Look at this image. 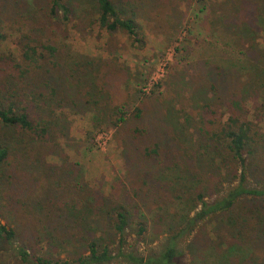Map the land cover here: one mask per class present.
Returning a JSON list of instances; mask_svg holds the SVG:
<instances>
[{
	"label": "trees",
	"instance_id": "trees-1",
	"mask_svg": "<svg viewBox=\"0 0 264 264\" xmlns=\"http://www.w3.org/2000/svg\"><path fill=\"white\" fill-rule=\"evenodd\" d=\"M232 1L225 0V4ZM93 2V24L109 35L121 31L135 44L145 45L143 25L134 18L136 6L130 4L132 13H128L117 0ZM45 7L48 18H71L73 9L66 0H48ZM228 9L231 12L227 15L215 12L207 16L201 7L197 14L201 26L208 24L213 38L224 40L231 51L214 47L211 54L206 50L201 54L209 57L204 60L208 66L210 58L221 60L212 68L208 86L211 97L203 106L205 119L195 130V156L208 155L213 162L206 172L207 162L198 160L194 168L186 165L183 175L170 180L167 191L173 193L170 198L175 197L180 210L171 213V222L164 221L161 247L140 253L129 245L127 237L134 221L129 206L85 183L72 164L65 169L59 166L58 173L51 168L35 170L31 184H27L28 195L9 196L11 218L17 220L21 214L17 203L25 204L22 198L28 201L31 215L20 226L7 216V225L1 224L0 253L10 246L20 264H264V0H246L241 7L234 4ZM2 36L0 32V40ZM23 36L28 42L20 46L19 56L10 51L5 58L12 59L10 74L18 75L15 87L6 81L12 94L0 99V119L5 124L45 142L50 135L49 113L65 110V103L77 107L79 101L92 105L94 128L119 127L118 133L128 130L126 123L131 122L133 133L151 136L146 121L158 112L156 106L152 108L158 88L145 91L138 79L140 73L134 77L135 85L141 86L136 91L137 101L134 108L125 111V104L112 105L108 95L114 88L121 91L130 87L129 69L125 71L113 60L97 56L66 58L57 45ZM33 102L37 106L34 109ZM167 117L173 119L170 109ZM172 125L178 128L176 123ZM175 134V139L185 143L180 132ZM175 139L165 142L164 138L162 143L172 146ZM161 144L154 141L145 146L146 162H155ZM9 155V148L0 146V164L7 162ZM167 166L158 168V180L170 178L169 172L177 163ZM185 174V183L180 182ZM193 177L200 183L190 187ZM142 183L147 181L142 179ZM2 202L0 199V221L8 211ZM138 224L135 230L141 236L147 227L143 220ZM53 237H72V251L65 257L46 253L45 244Z\"/></svg>",
	"mask_w": 264,
	"mask_h": 264
},
{
	"label": "rangeland",
	"instance_id": "rangeland-1",
	"mask_svg": "<svg viewBox=\"0 0 264 264\" xmlns=\"http://www.w3.org/2000/svg\"><path fill=\"white\" fill-rule=\"evenodd\" d=\"M47 1L0 0V32L4 37L0 40V99L4 100V97L12 94L6 81L10 80L12 87L18 82V75L10 74L13 69L10 64L12 59L5 58L10 51L19 56L20 46L28 42L24 34L57 45L65 52L66 58L78 54L97 56L113 60L125 71L129 69L132 73L130 81H133L130 87H122L121 91L114 88L108 95L112 105L125 104V111L134 108L136 91L141 87L134 83L135 73H140L138 79L144 86H149L150 80L157 77L158 82L149 91L158 88L156 103L152 106H156L158 112L145 120L151 134L148 138L139 131L133 133L129 128L131 122L126 123L128 130L121 129L118 133L116 131L119 127L105 128L103 125L94 128L92 105L87 106L79 101L77 107H68L69 104L65 103V110L57 109L55 113H49L50 135L45 142L0 119V146L8 147L10 151L8 161L0 164V199L8 210L0 222L7 225L8 216L12 224L20 226L29 219L31 207L24 198L20 200L25 204L17 203L21 207V214L17 220L15 216L11 218L9 196L28 195L27 184H31L30 179L36 173L35 170L41 172L51 168L53 173H58L59 166L65 169L74 164L73 169L85 183L129 206L134 221L127 237L128 244L136 247L140 253L156 251L164 241L165 236L161 233L165 228L164 221L171 222V213L180 210L175 197L174 200L170 198L173 193L167 191L170 180L183 175L186 165L194 168L199 164L198 160L207 162L206 172L207 165L213 162V158L208 155L195 156V130L205 119L203 106L207 98L211 97L208 86L212 68L221 60L219 57L210 58L211 65L208 66L204 60L209 57L204 58L201 54L205 50L211 54L214 47L230 53L231 48L225 45L224 40L216 41L210 32L211 27L203 22L201 26L197 14L203 7V15L212 16L215 12L220 16L227 15L231 12L228 8L234 4L241 7L246 0H233L227 4L225 0H117L116 3L126 7L128 13H132V6L138 8L134 18L143 25V47L132 42L121 31L109 35L97 24H93V0H66L73 9L70 20L48 18L46 7L43 8ZM15 100H19V97ZM6 103L9 101L6 100ZM31 106L32 109L37 107L35 102ZM168 109L170 117L174 119L172 123L173 119L170 121L167 117ZM164 121L166 125H163ZM173 123L178 126L176 130ZM176 132H180L185 143L175 139ZM164 138L165 142H172L174 138V145L162 143ZM154 141L162 143L159 155L155 162H146L144 148ZM169 148L172 150H169L168 157ZM169 159H176V162L170 163ZM158 161L160 164L157 165ZM166 163L169 167L177 163V167L169 172L170 178L160 181L156 178L161 172L158 168ZM186 175L180 182L185 183ZM142 179L147 184H143ZM32 183L34 185L35 182ZM199 183V179L193 177L188 184L194 187ZM140 220L147 227L141 236L135 230ZM105 236L108 238V235ZM72 241V237H53L50 244H45V252L65 257L73 249ZM0 264H20L10 246L7 250L1 249Z\"/></svg>",
	"mask_w": 264,
	"mask_h": 264
},
{
	"label": "built area",
	"instance_id": "built-area-1",
	"mask_svg": "<svg viewBox=\"0 0 264 264\" xmlns=\"http://www.w3.org/2000/svg\"><path fill=\"white\" fill-rule=\"evenodd\" d=\"M157 82H158V78L157 77H155V78L153 77L152 80H150V82H149V86H144V90L145 91H149L151 86L156 84Z\"/></svg>",
	"mask_w": 264,
	"mask_h": 264
},
{
	"label": "water",
	"instance_id": "water-1",
	"mask_svg": "<svg viewBox=\"0 0 264 264\" xmlns=\"http://www.w3.org/2000/svg\"><path fill=\"white\" fill-rule=\"evenodd\" d=\"M1 227H2V226H1V222H0V230H1Z\"/></svg>",
	"mask_w": 264,
	"mask_h": 264
}]
</instances>
